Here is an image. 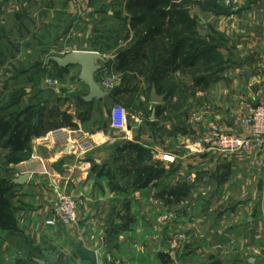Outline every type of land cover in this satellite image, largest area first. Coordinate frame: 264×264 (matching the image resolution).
Returning a JSON list of instances; mask_svg holds the SVG:
<instances>
[{"label":"crops","instance_id":"0c3cea01","mask_svg":"<svg viewBox=\"0 0 264 264\" xmlns=\"http://www.w3.org/2000/svg\"><path fill=\"white\" fill-rule=\"evenodd\" d=\"M33 1L43 6L56 2L0 0V22L10 14H20L23 4ZM58 1L62 5V22L64 13L68 21L71 14L74 16L71 25L61 29L56 45L69 51H94L73 49L70 39H83L89 30L87 23L92 21L87 16L103 12L92 10L85 0H77L75 5H70V0ZM202 1L205 5L184 6L189 14V35L205 47V54L196 58L190 72L173 70L165 60L168 56L153 51L154 43L160 40L159 36L154 37L143 48L125 56V64L121 51L112 52L109 58L102 55L106 63L100 64L102 69L96 79L101 82L106 77L110 81L111 89L102 87L110 96L85 103L81 98L88 93L87 88L78 81V75L72 78V73L79 74L80 69L47 65L54 67L55 72H67V81H72L67 82L68 89L81 92V106L76 111L74 103L67 101L70 107L66 113L75 127L59 128L69 134L66 138L54 142L50 131L31 140V158L20 163V172L15 176L28 178L25 185L17 187L19 195H24L23 207L14 210L13 227L0 228L2 264H23L19 259L22 248L16 245L20 243L27 245L31 254L41 256L46 251L55 258L46 264H90L78 257L75 244L94 252L97 264H264V149L256 142L233 154L208 149L214 130L250 138L239 118L264 105V0H249L239 6L228 5L226 0ZM126 5L115 2L111 6L114 10L107 11L108 19L116 20L118 14L125 12L126 42L135 39L134 45L137 38L130 28ZM198 30L204 31V36H199ZM54 49L47 58L63 57ZM211 51L222 52V62L210 79L216 65L207 54ZM147 55L154 59L164 57V66L155 69V81L150 83L148 92V83L140 75ZM153 61L150 60V67H154ZM197 63L205 66L206 73L200 77L209 81L204 90L192 82V74L199 77L195 74L199 70ZM124 70L125 94L114 97L112 92L119 90V76ZM152 88L163 97L158 104L150 101ZM186 94L193 97L187 98ZM111 100L121 105L124 102L127 116L133 120H127L128 133L124 134L127 153L133 161L138 151L148 153L155 159L153 168L157 169L151 178L136 177L124 191H112L105 176L92 173V162L105 168L102 162L107 147H116L115 154H119V136L108 132L112 131L109 111L106 117L93 121L99 108H105ZM146 109L149 123L159 131L155 136L139 131ZM83 144L90 149L80 150ZM40 147L45 148L42 153L38 152ZM164 155L172 156L173 162H164ZM61 194L76 201V221L67 229L47 227L45 222L52 218L53 204ZM119 203H126L134 222L126 231L107 232L103 221L114 219L118 225L117 217L125 212L117 208ZM201 204L203 212L196 213ZM178 234L186 237V243L174 249L170 240ZM40 256L25 262L36 264L33 260H42Z\"/></svg>","mask_w":264,"mask_h":264},{"label":"rangeland","instance_id":"374dc122","mask_svg":"<svg viewBox=\"0 0 264 264\" xmlns=\"http://www.w3.org/2000/svg\"><path fill=\"white\" fill-rule=\"evenodd\" d=\"M115 2L120 3V5L128 4V0H85V3L92 5V10H99L103 12V15L94 17H92V15L87 16L92 20L87 23L89 30L85 33L83 39L80 38L76 41L70 39L71 44H69V46L73 49L99 51L98 53L100 55H105L107 58L110 57L112 52L126 51L131 48L135 39L130 43L126 42L128 32L126 31V24L124 23L127 21V19H125L126 17H124L125 12L118 14L119 17L116 18V20L108 19L110 15L107 11L114 10L111 6ZM76 3L77 0H70L69 2L70 5H75ZM23 5V12H19L20 14L17 15L10 14L2 18L4 21L3 23L0 22V122H14L17 119L23 121L26 117L23 115L26 110L29 111V113H34L35 116L30 124L31 134L33 135L30 139L31 147V140L37 138V136L34 135L37 126L41 125L37 130L44 135V133L46 134L55 130L51 128L52 123L58 121L63 115H68L66 112L70 105L74 103L76 111L78 110L81 106L78 102L81 92H73L71 89H68L67 82L72 83V81H67V72H55L53 71L54 67L50 68L47 66H51L53 63L47 62L49 58H47V56H49L54 47H57L54 50L61 53V47L56 45L59 37L58 34L61 32V29L65 30L67 25H71V17L74 16V14H71L68 21L64 13L62 22L59 19L62 5H60L58 0L53 4L45 5L48 9L43 5H39V2L36 1L32 3L27 2V5ZM197 5H205V2L202 0H166L165 4L162 5V7H165L161 8V11H159L161 13L165 12L164 14L167 16L164 20V32L169 34L167 37L169 39L168 45L172 47L175 41L182 42V55L184 59L193 62H195L197 57L200 58L201 54H205V47L200 44L199 41H195L194 37L189 35V14L188 10L184 9V6L189 7ZM51 7L52 10L50 11ZM63 9H65V6H63ZM148 18L153 24L155 23L153 16L149 15ZM179 24H181V27L178 26ZM92 27L93 29L90 30ZM207 54L216 64L214 71L210 72L211 75L209 78L211 79L217 73V64L222 62V52L211 51L207 52ZM151 59L154 60L151 66L154 67H150ZM163 60V56H158L156 59L150 55L145 56L141 65L142 72L140 75H143L148 83L147 92L150 89V83L155 81V69H161L164 62ZM165 60L169 61V59L166 58ZM204 67V65L197 63L196 68L199 70H196L195 74L200 76L206 73L204 72ZM157 74L159 75L160 72ZM77 75L78 72H73L72 78H76ZM126 78L127 74H125L124 70L119 76L117 86L119 90L126 89ZM54 81H56L57 84H54ZM186 96L187 98L193 97V94H186ZM204 100H206V98ZM67 101H70V105H67ZM146 102L148 104V99ZM113 103H116V101L111 100L105 108H99L98 112L94 114L93 121L98 122L102 117H106L109 106ZM121 103L123 107H126L124 102ZM148 106L149 104L147 107ZM142 115L143 122L139 127L140 133H150L154 136L158 134L159 131L156 125H152L148 121L149 110L146 109ZM127 120L128 123L133 121L130 115L129 117L127 116ZM108 132L114 137L116 135L119 136L117 142L119 154H115L116 147L112 149L107 147L105 151L102 165L108 173V177H106L107 181L111 179L115 186L125 189L136 180L138 173L134 174V172H142L143 170L148 172L157 171V169L153 168L155 166V159L153 156L146 152L140 153V151H138L137 159L133 161V156L127 153L128 147L126 146L124 134L119 135L117 132L110 130H108ZM44 149V147H40L38 152L42 153ZM32 150L31 148V151ZM15 162L17 161L11 157L9 150H0V228H3L4 225L10 226L12 223H10L8 218L11 219L16 208L23 207L22 202L24 195H19L20 191L17 187H12L15 176L20 172L18 166L22 163ZM62 198L70 200L69 196L61 194L56 198L53 207L57 206ZM117 206L118 209L123 210L125 209L126 203H122V205L119 203ZM202 208L203 205L201 204L195 210L196 213H202ZM200 213H198V215ZM189 214L190 216L192 214L191 217L193 218L196 217L193 213ZM3 222H5V224H3ZM103 224H105L107 232H115L117 229L114 219L107 218L106 221H103ZM118 224H120V221ZM69 227L70 225L61 226L60 228L67 229ZM175 239L178 241H175ZM174 241L176 242L175 244H178L176 248L180 249L181 246L186 243V237L182 234L174 236L170 240V246ZM21 244L22 243L16 245H20L19 248H22L23 255H21L19 259L22 260L23 264H26L25 261L30 260L31 257L40 256L36 253L31 254L28 247ZM75 245L80 246L78 244ZM1 253L0 250V256ZM2 263L3 261L0 259V264Z\"/></svg>","mask_w":264,"mask_h":264},{"label":"trees","instance_id":"16d2710c","mask_svg":"<svg viewBox=\"0 0 264 264\" xmlns=\"http://www.w3.org/2000/svg\"><path fill=\"white\" fill-rule=\"evenodd\" d=\"M165 2L166 0H128L126 9L128 11L127 13H129L130 15V28L134 32L137 39L135 41V44L131 48L126 51H121L120 58L123 64L126 63L125 56L136 52L139 48H143L145 44L152 40V38L159 36L160 40L157 44L154 43L153 51H162L164 55L168 56V62L169 64H171V68L173 70L180 69L182 72H190L193 70L195 62L184 59L181 53V42H172V47L168 45L169 39L167 37L169 36V34L167 32H164V20L167 16L163 12H159L161 11V8L165 7H162ZM149 15L153 16L155 20L154 24L151 20H149ZM162 39H167V41L163 42ZM206 79L207 78L200 76L195 77L194 74H192V82L195 86H197L199 90H204L205 88H207L209 81H207ZM112 93L114 97H118L125 94V90H114ZM23 115L26 116L23 121H19V119H17L14 122H0V150H9L11 157L16 159L17 162L29 160L32 153L30 147V139L31 137H33V135L31 134L30 124L35 115L34 113H29V111L27 110ZM65 125L75 127V125L70 122L69 117L67 115H63L58 121L52 123L51 128L59 129L60 127ZM40 127L41 125L37 126L34 134L35 136L43 135L37 130ZM92 173H94L98 177H108V173L105 171V169L98 168L93 162ZM136 173H138L137 177L147 176L151 178L153 175H155L153 173L156 172H148L146 170H143L142 172H134V174ZM108 184L112 191L125 190L119 186H115L112 183L111 179H109ZM124 210L125 212L123 213V215L117 217L120 221V224L117 225V229L115 232L128 230L129 225L134 222V218L127 206H125ZM8 220L12 224L10 226L4 225L3 229H10L14 226L13 217H11V219L8 218ZM3 224H5V222H3Z\"/></svg>","mask_w":264,"mask_h":264},{"label":"built area","instance_id":"2783aa9c","mask_svg":"<svg viewBox=\"0 0 264 264\" xmlns=\"http://www.w3.org/2000/svg\"><path fill=\"white\" fill-rule=\"evenodd\" d=\"M249 0H226L228 5H246ZM68 48H63L61 50V56H65L70 53ZM99 82V81H98ZM101 87L105 86L107 89L112 88L110 81L106 79H101L99 82ZM54 84H57L54 81ZM240 123L246 127L250 134V138H242L237 135L225 134L218 130H214L212 134V139L209 142L208 149L210 151L233 154L240 150L250 147L252 142H256L259 146L264 149V105H258L250 110L249 115L244 118H239ZM109 127L113 132L126 134L128 133L127 124V112L125 108L119 104H114L109 110L108 114ZM69 134L62 129L54 130L50 132V137L54 142H58L66 138ZM90 146L88 144H83L80 147L82 151H88ZM162 160L167 163H172L174 158L170 155H164ZM76 209L77 205L75 201L69 200L67 198H62L57 206L53 207L52 218L45 222V225L50 228H60L61 226H71L76 221ZM180 240V239H179ZM175 241H178L175 239ZM171 244L172 248H176L178 244L176 242Z\"/></svg>","mask_w":264,"mask_h":264},{"label":"water","instance_id":"95a60500","mask_svg":"<svg viewBox=\"0 0 264 264\" xmlns=\"http://www.w3.org/2000/svg\"><path fill=\"white\" fill-rule=\"evenodd\" d=\"M199 36H204V31L198 30ZM47 62H53L59 69H66L69 67H78L80 69L77 79L81 82L88 90V93L81 98L85 103H91L93 101H103L110 96V93L103 90L100 83L96 79V75L101 71L102 66L105 64V58L94 51H72L63 57L50 56ZM99 63V64H96ZM163 97H159L156 94L154 88L151 90L150 101L153 104H158L162 101ZM27 175L18 176L13 180V187H19L25 185L27 182ZM78 257L83 260L90 262V264H97V257L94 252L88 251L81 248L80 246L75 247ZM42 260L34 259L33 262L36 264H46L53 262L55 258L47 253L46 251L41 252Z\"/></svg>","mask_w":264,"mask_h":264}]
</instances>
